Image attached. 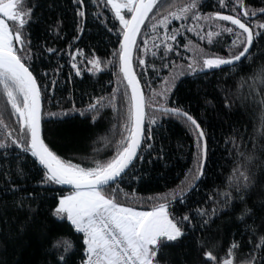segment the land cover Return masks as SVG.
I'll return each mask as SVG.
<instances>
[{
	"label": "trees",
	"instance_id": "trees-1",
	"mask_svg": "<svg viewBox=\"0 0 264 264\" xmlns=\"http://www.w3.org/2000/svg\"><path fill=\"white\" fill-rule=\"evenodd\" d=\"M159 2L160 9L146 18L149 26L141 25L142 31L138 33V43L133 49L132 61L145 96L146 116L140 150L119 184L123 191L118 194V199L126 206L148 210L154 203L163 202L155 199L157 196L187 188L183 202H177L181 200L180 197L176 201L168 197L169 210L174 216L183 217L190 211L195 215L198 207L211 211L213 205L207 202L208 196L217 190V186L223 190L228 175L235 163L239 162L235 156V143H239L241 133L244 134L243 139L249 141L248 149L252 148L249 135L253 131L254 118L259 127V112L249 97L253 83L250 77L264 64V35L253 41L251 63L244 60L235 67L221 65L211 70L198 68L192 72L187 66L189 57H194V53L184 47L188 40L199 45L207 55L227 57L234 33L214 35L211 38L213 42L209 43L207 34L217 32L215 24L210 25L203 20L197 23L190 18L187 21L173 20L169 32L172 28H180L181 24H185V29L177 35L174 43L169 41L173 43V49L165 57L161 44L165 28L157 25L154 30L150 25L156 23L154 17L172 10L169 5L180 7L191 0ZM105 3L106 0H96V3L84 0L83 16L77 15L80 8L78 0H27L26 5L34 6L31 22L23 29L32 59L23 62L32 66L30 70H34L41 89L42 138L62 159L71 160L82 167L95 166L96 159L103 161L115 153V143L121 136L119 127L114 134L111 129L114 124L119 125L126 119V91L130 97L123 74L119 71V21L114 19ZM226 3L227 7L222 8L219 0H198L202 13L220 11L227 15L239 13L243 17L239 6L236 13L231 10L235 0H226ZM244 3L249 9L264 8V0H244ZM97 11L103 13L98 18L94 15ZM6 19L15 30L16 23ZM57 21H60L58 27ZM256 21L264 22V16L259 14L249 18L250 23ZM219 23L235 28L230 21ZM191 25H195L196 29L189 32L187 26ZM255 31L264 32L261 29ZM47 48L54 49V52L49 53ZM77 49L81 51L77 52ZM231 50L233 53L236 51L235 48ZM71 53H76L75 58ZM93 56L102 62L100 70L89 63ZM141 57L146 64H140ZM162 57L168 68L161 66ZM73 62L77 65L75 69ZM199 63L202 64V59ZM90 68L93 70L89 71ZM170 70L173 73L183 71L184 74L178 76L171 91L166 92L162 100L159 95H153V90H163L165 85L162 81L169 76ZM113 89H117V111L108 106L93 122L95 113L88 111L87 105L94 97L102 96L106 97L107 104ZM259 90L256 89L257 92ZM5 101L0 92V108H3ZM160 102L168 108H180L191 115L200 125V130L204 131V140H198L199 130L185 117L163 115L158 107L153 106ZM10 112L9 106L8 113L3 116L8 128H0V140L6 138L8 130H14L13 135L19 130ZM153 116L156 117L155 122L150 124ZM106 139L111 143L102 149ZM260 143L264 144V141ZM205 145L207 155L203 175L189 188L197 169L200 149ZM94 149L99 151L94 152ZM3 152L5 150L0 149V153ZM257 152L264 160V152L259 144ZM27 156V162L22 167L28 174L23 178L14 171L17 163L15 153L7 160L0 158V264H56V254L64 252L63 238L74 245V250L67 254V264H80L83 234H77L67 218L53 215L59 196L66 193L68 188L54 183L40 184L43 172L32 170L30 153ZM260 163L256 161V164ZM252 167L255 169L256 165ZM9 171L11 183L5 177ZM12 184L17 185L18 189L13 190ZM108 192L111 194V188ZM28 193L32 196L25 199L26 206L18 207L17 198ZM245 204L252 211L239 220V212ZM201 224L200 217L196 216L194 224L186 226L183 238L171 242L164 250L161 264H204V251H211L218 258L224 257L233 241L242 245L238 247L235 258V264L241 263L253 247L249 243V231L252 227L264 226V167L256 186L246 194L243 203L236 201L234 208L220 209L208 224L203 227ZM208 264L213 262L208 261Z\"/></svg>",
	"mask_w": 264,
	"mask_h": 264
},
{
	"label": "snow or ice",
	"instance_id": "snow-or-ice-1",
	"mask_svg": "<svg viewBox=\"0 0 264 264\" xmlns=\"http://www.w3.org/2000/svg\"><path fill=\"white\" fill-rule=\"evenodd\" d=\"M77 2V0H74ZM80 8L77 15L83 16L84 0H78ZM96 3V0H92ZM222 8L227 7L226 0H219ZM231 2V0H228ZM27 0H0V92L6 98L3 108H0V128L7 129L8 125L3 116L8 113L9 106L11 109L10 117H14L18 125V131L13 135L14 130H8L6 138L0 140V149L5 152L0 153V158L8 159L15 153L17 161L14 169L18 177H25L28 172L22 167L27 162L30 153L32 170L37 173L42 171L43 178L40 184H56L71 186V191L59 197V202L53 210L56 217L66 216L67 221L76 230V233L83 234V254L80 264H161L164 250L170 246L171 242H176L185 235V228L188 224H194L196 216H199L202 224L201 227L208 224L220 209L234 208L235 202H244L246 194L256 186L261 168L264 167V160L257 152V146L264 152V64H262L250 77L252 80L251 91L249 97L259 112V127L256 126L255 118L253 131L249 135L252 148L248 149L249 141L241 139L239 143H235L236 159L231 173L227 177L223 190L217 186V190L208 196V201L213 207L211 211L203 207L192 212L185 213L183 217H177L169 210L170 204L168 197L173 201L177 197L183 202L187 188H180L178 191H172L155 199L163 200L162 203H154L148 210H139L138 208L119 202L118 194L123 191L119 184L127 175L128 168L131 167L134 157L138 155V148L142 144V125L146 116L145 96L141 92V85L136 74L132 71V51L133 45L137 44V34L142 31L141 25L146 24V18L150 14L156 13L160 9L159 0H106L105 7L112 12L114 19L119 21L120 33L119 39V71L123 74V79L127 81L126 88L130 89V97L125 92L127 101L126 119L119 125L114 124L111 131L113 134L117 127L120 130L121 139L115 143V153L106 160H95V166L82 167L80 164L73 163L71 160L62 159L54 152L44 141L41 135V89L38 87V79L34 75V70H30L31 65H26L23 60L32 59L30 49L27 48L23 29L31 22L34 6H26ZM239 6L240 12L234 15H224L220 11L211 13H202L199 8L198 0H191L180 7L169 5L172 9L154 17L156 23L150 25L154 30L157 25L165 28L164 39L161 42L164 47V56L166 57L173 43L177 40V35L185 29V24H181L180 28H172L168 31L169 25L173 20L189 18L193 21L203 20L210 25L215 24L217 32H208L207 37L209 43H212V37L222 32L229 34L234 33L232 43L229 46L230 51L227 57H212L204 53L199 45H194L188 40L184 47L194 53V57H189L190 63L187 68L189 71L195 72L198 68L201 70L218 68L221 65L237 66L247 60L252 62L253 57L250 49L254 39L264 35V32L255 31V29L264 30V22H249V17L255 18L257 13L264 16V8L249 9L244 0H235L232 12H237ZM126 10V11H124ZM103 13L97 11L94 15L99 17ZM8 18L16 23L15 30L10 27L9 23L4 19ZM219 21H230L233 27H227L220 24ZM60 21H57V27ZM115 28V25H113ZM80 28V25H77ZM196 26H187V31H195ZM112 31V29H109ZM199 35V33H198ZM204 37H201L203 39ZM172 41L173 43H169ZM147 41H145V44ZM19 47H16V46ZM235 48L233 53L231 49ZM242 49V50H241ZM49 53H53L54 49L47 48ZM81 50L77 49V52ZM147 51V48H145ZM19 53H24L20 55ZM75 58L76 53H71ZM116 53H114V56ZM155 55V54H153ZM243 58V59H242ZM202 59V64L199 61ZM161 66L168 68V64L161 58ZM141 65L146 61L139 58ZM89 63L93 68L100 70L102 62L99 58L93 56ZM72 67L75 69L77 65L73 62ZM173 67H176L173 65ZM93 69H89L92 71ZM157 74H159L158 70ZM77 69V75H79ZM183 71L173 73L169 71V76L164 77L162 83L165 85L163 90L153 95H159L162 100L165 93L171 91L172 85L179 75H183ZM260 90L257 92L256 89ZM117 89H113L111 97H94L93 101L87 105V110L95 113L92 116L93 122L100 115L101 110L111 106L113 111L116 109V93ZM258 97V99H257ZM226 105L231 107L228 101ZM158 107L163 115L183 116L196 129L199 130L198 140L205 138V133L200 130V125L187 112H183L180 108H168L163 102L153 105ZM75 110V109H73ZM83 111L81 115H83ZM50 115H56L51 113ZM156 117L153 116L149 123L155 122ZM110 140H105L102 149L109 146ZM95 151H99L94 149ZM207 155L206 145L200 149V158L197 162L195 175L192 177L188 187H192L196 181L203 175L204 161ZM256 161H261L256 164ZM256 167L253 169L252 165ZM8 183H11V171L5 173ZM115 185V187H112ZM111 188V194L108 189ZM12 189H18V186L12 184ZM18 197L16 204L18 207H25V199L31 197ZM127 198V197H125ZM206 202V203H207ZM219 206V207H218ZM252 209L247 205L240 210L238 219L243 220L245 216L250 214ZM23 227V225L21 226ZM246 231L248 227L246 226ZM260 233L257 236V233ZM251 237L249 243L253 245L249 253L243 257L241 264H264V226L259 228L252 227L249 231ZM65 245L64 252L56 254V264H67V254L74 250L71 241L63 238ZM58 243V242H55ZM238 245L235 241L229 246L224 257H216L211 251H204L203 256L206 258L204 264L212 261L213 264H235L236 252ZM52 251V249H49ZM259 258V260H258Z\"/></svg>",
	"mask_w": 264,
	"mask_h": 264
},
{
	"label": "water",
	"instance_id": "water-1",
	"mask_svg": "<svg viewBox=\"0 0 264 264\" xmlns=\"http://www.w3.org/2000/svg\"><path fill=\"white\" fill-rule=\"evenodd\" d=\"M224 15H227V14H224ZM257 15H259V13H257ZM249 18H252V17H249ZM138 35V34H137ZM133 49H134V45H133ZM132 55H133V51H132ZM243 59V58H242ZM23 62V61H22ZM132 65H133V61H132ZM132 71L135 73V70H134V66H132ZM136 74V73H135ZM137 76V75H136ZM137 79H138V77H137ZM125 82H126V84H127V81L125 80ZM39 87V86H38ZM141 92L143 93V90H142V87H141ZM129 93H130V95H131V92H130V89H129ZM143 95H144V93H143ZM41 111H42V97H41ZM144 124H145V120H144V122H143V125H142V128H143V131H142V140H143V135H144ZM204 140V139H203ZM139 150H140V147L138 148V152H139ZM136 157H134V159H135ZM134 161V160H133ZM62 186H64L65 188H68V189H71V186H65V185H62Z\"/></svg>",
	"mask_w": 264,
	"mask_h": 264
},
{
	"label": "rangeland",
	"instance_id": "rangeland-1",
	"mask_svg": "<svg viewBox=\"0 0 264 264\" xmlns=\"http://www.w3.org/2000/svg\"><path fill=\"white\" fill-rule=\"evenodd\" d=\"M124 11H126V10H124ZM4 19L7 21V19L4 17ZM69 191H71V189H68L67 190V192L66 193H64V194H62V195H65V194H67ZM61 196V195H60ZM59 196V197H60ZM58 202H59V199H58ZM139 209V208H138ZM139 210H145V209H139ZM65 218H66V216H64ZM238 264H241V263H238Z\"/></svg>",
	"mask_w": 264,
	"mask_h": 264
}]
</instances>
